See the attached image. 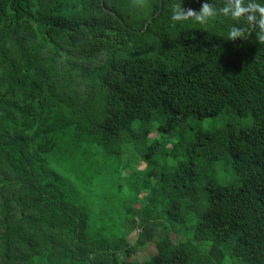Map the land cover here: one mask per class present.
I'll return each mask as SVG.
<instances>
[{"label": "trees", "instance_id": "obj_1", "mask_svg": "<svg viewBox=\"0 0 264 264\" xmlns=\"http://www.w3.org/2000/svg\"><path fill=\"white\" fill-rule=\"evenodd\" d=\"M203 2L0 0V264H264V44Z\"/></svg>", "mask_w": 264, "mask_h": 264}, {"label": "clouds", "instance_id": "obj_2", "mask_svg": "<svg viewBox=\"0 0 264 264\" xmlns=\"http://www.w3.org/2000/svg\"><path fill=\"white\" fill-rule=\"evenodd\" d=\"M145 3L146 0H133L134 6L144 7ZM218 16L245 21L247 25L258 29L257 40L259 43L264 44V5L258 3L257 0H225L224 5L219 8L210 0H205L199 11L192 8L185 9L182 5L177 4L172 7L171 19L173 21L191 19L203 25ZM246 31L248 29L245 27L233 25L228 31V40H242L245 38Z\"/></svg>", "mask_w": 264, "mask_h": 264}, {"label": "rangeland", "instance_id": "obj_3", "mask_svg": "<svg viewBox=\"0 0 264 264\" xmlns=\"http://www.w3.org/2000/svg\"><path fill=\"white\" fill-rule=\"evenodd\" d=\"M143 165H141V164H139V165H137V167L138 168H143L142 167ZM126 171L124 172V173H122L123 175H125V174H127V173H129V171L127 170V169H125ZM126 189H128V188H126ZM114 199H116V200H119V199H121V197H115ZM124 199V198H123ZM122 200V199H121ZM191 223H189V225H190ZM167 226H169V223H167ZM187 231V230H186ZM187 235H188V238L190 237V235H191V233L190 232H188L187 231ZM187 238V237H186ZM154 253V245L152 246V245H148L144 250H140L139 252H138V257H140V259H144V258H146V257H148V256H150V255H152Z\"/></svg>", "mask_w": 264, "mask_h": 264}, {"label": "water", "instance_id": "obj_4", "mask_svg": "<svg viewBox=\"0 0 264 264\" xmlns=\"http://www.w3.org/2000/svg\"><path fill=\"white\" fill-rule=\"evenodd\" d=\"M148 22H149V21H147V23H146V24H148ZM251 28H252V26H251Z\"/></svg>", "mask_w": 264, "mask_h": 264}]
</instances>
